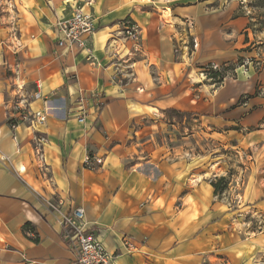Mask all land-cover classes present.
I'll return each mask as SVG.
<instances>
[{"label":"crops","instance_id":"crops-1","mask_svg":"<svg viewBox=\"0 0 264 264\" xmlns=\"http://www.w3.org/2000/svg\"><path fill=\"white\" fill-rule=\"evenodd\" d=\"M238 8L232 0H0V150L11 159L0 160V264H79L60 215L33 189L64 211L83 207L114 264H264V226H251L264 214V194L255 198L264 170L239 169L231 198H219L210 176L227 169L217 152L196 155L200 132L177 140L170 129L173 142H157L165 112L214 108L218 125H261L264 138L254 98L237 103L243 76L212 94L200 73L248 44L249 18ZM77 9L94 16L96 30L71 52L57 46L55 24ZM126 20L141 29L139 47L123 35ZM45 109V123L12 127L22 112ZM37 136L48 140L46 173ZM88 154L101 161L95 168L84 165Z\"/></svg>","mask_w":264,"mask_h":264},{"label":"rangeland","instance_id":"rangeland-1","mask_svg":"<svg viewBox=\"0 0 264 264\" xmlns=\"http://www.w3.org/2000/svg\"><path fill=\"white\" fill-rule=\"evenodd\" d=\"M227 0H224V3ZM235 4L239 5L236 13L247 15L249 18L248 27L246 31H242L244 34V42L248 44L242 49L238 50V56L233 59L224 62V64L216 63L206 66V70H202L200 73L203 77V82L209 85V93H214L222 82H215L211 76L214 72H220V77L226 79L238 78L239 75L243 76L244 87L243 93L238 100L239 103L248 101L249 98H254L255 105L252 110H256L257 115L264 116V8H255L252 5L254 0H232ZM192 43H194L192 41ZM210 95V94H209ZM211 97V96H210ZM208 115L196 112H174L169 110L165 112L166 119L161 122V129L163 132L158 135L157 142L162 146L168 147L173 141L169 138V131L176 129L177 140L186 136L185 134L193 132H200V135L192 137L193 149L196 155L204 150L209 152H217L222 155L224 159L223 164L227 169L225 175L227 179V187L219 194V198H231L230 184L232 174L238 173L239 169L248 167L252 170H264V138L258 136L261 125H254L252 127L242 128L240 125L228 123L227 125L216 123L218 119V109L214 108ZM215 115H214V114ZM217 114V115H216ZM206 133L204 135L202 133ZM242 135L238 136L236 133ZM250 139H246L247 134ZM251 134V135H250ZM176 141V139L174 140ZM177 142V141H176ZM245 172V171H244ZM264 172V171H263ZM240 179L241 182L245 179L244 173H242ZM224 177H213L212 180H217ZM261 190L264 191V178L260 179ZM225 185V182H222ZM264 194L262 191L255 192V198H261ZM252 227L264 226V214L260 212L255 215L251 223Z\"/></svg>","mask_w":264,"mask_h":264},{"label":"built area","instance_id":"built-area-1","mask_svg":"<svg viewBox=\"0 0 264 264\" xmlns=\"http://www.w3.org/2000/svg\"><path fill=\"white\" fill-rule=\"evenodd\" d=\"M95 18L92 14L84 12L81 9L74 11L73 15L64 20H58L55 24L56 29L60 32L61 38L57 44L58 47L68 49L69 51L83 50L86 47V40L96 30ZM122 32L126 39L136 43L139 47L142 40V32L139 26L132 21H123ZM194 46L197 42L193 39ZM180 47L176 44V51ZM39 96V93L37 94ZM48 117V110L26 111L22 112L19 117H15L17 121L12 123V127H16L20 122L32 121L45 123ZM80 122L85 121V117L79 118ZM45 136H37L35 138V155L38 161L41 173L48 170L47 158L45 155V145L47 143ZM0 160L11 162L9 156L0 150ZM100 160L91 154L86 155L84 165L88 168H95L96 164H100ZM37 198L44 201L49 209L57 212L61 217V225L65 230V234L71 240V247L77 255L79 264H114L115 256L110 254L103 245L97 240L95 234L90 231L88 222L85 219V210L83 207H74L69 211L62 209V203L54 199L46 197L41 191L33 189ZM123 244L129 252L136 249V246L129 238H123Z\"/></svg>","mask_w":264,"mask_h":264},{"label":"trees","instance_id":"trees-1","mask_svg":"<svg viewBox=\"0 0 264 264\" xmlns=\"http://www.w3.org/2000/svg\"><path fill=\"white\" fill-rule=\"evenodd\" d=\"M253 7L255 8H264V0H254L252 2V5ZM222 75H220V72H214V74L211 76V78L215 81V82H222L223 81V78L225 77H220ZM175 112H177V110H175ZM222 182H225V185L223 186L222 185ZM212 185L214 187V190H215V194L216 195H219L221 194L222 192H224V190L226 189V185H227V179L226 177H222V178H219L217 180H213L212 181ZM26 229H27V225H26Z\"/></svg>","mask_w":264,"mask_h":264}]
</instances>
